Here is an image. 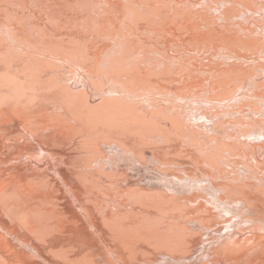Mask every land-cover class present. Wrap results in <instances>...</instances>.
<instances>
[{
    "label": "bare ground",
    "instance_id": "obj_1",
    "mask_svg": "<svg viewBox=\"0 0 264 264\" xmlns=\"http://www.w3.org/2000/svg\"><path fill=\"white\" fill-rule=\"evenodd\" d=\"M0 264H264V0H0Z\"/></svg>",
    "mask_w": 264,
    "mask_h": 264
}]
</instances>
